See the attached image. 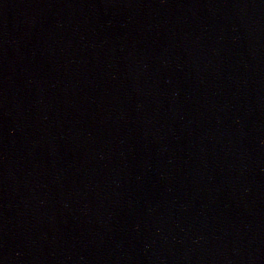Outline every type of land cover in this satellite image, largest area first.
Here are the masks:
<instances>
[{"label":"water","instance_id":"water-1","mask_svg":"<svg viewBox=\"0 0 264 264\" xmlns=\"http://www.w3.org/2000/svg\"><path fill=\"white\" fill-rule=\"evenodd\" d=\"M0 264H264V0H0Z\"/></svg>","mask_w":264,"mask_h":264}]
</instances>
